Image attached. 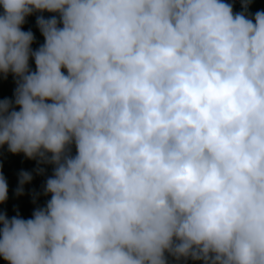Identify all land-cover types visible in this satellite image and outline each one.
Returning a JSON list of instances; mask_svg holds the SVG:
<instances>
[{
  "label": "clouds",
  "instance_id": "clouds-1",
  "mask_svg": "<svg viewBox=\"0 0 264 264\" xmlns=\"http://www.w3.org/2000/svg\"><path fill=\"white\" fill-rule=\"evenodd\" d=\"M251 3L0 0V76L16 84L0 147L37 175L53 167L32 218L0 212V258L264 264V11ZM44 12L58 18L37 16L32 51L22 25ZM32 179L19 173L17 196Z\"/></svg>",
  "mask_w": 264,
  "mask_h": 264
},
{
  "label": "trees",
  "instance_id": "trees-1",
  "mask_svg": "<svg viewBox=\"0 0 264 264\" xmlns=\"http://www.w3.org/2000/svg\"><path fill=\"white\" fill-rule=\"evenodd\" d=\"M223 2L232 3L234 12L241 11L240 0H223ZM257 11H264V0H252L249 12L254 15ZM2 14L3 9L0 7V15ZM41 15L45 19H49L53 15L58 18V14L47 12L33 13V15L26 18L25 23L22 25V31H31L33 33L34 42L31 45L32 51L37 50L44 43L43 36L36 25L37 16ZM29 67L31 71H35V63L31 58L29 59ZM62 71L64 70L62 69ZM0 88L3 89L2 93L6 95V97L3 96L2 99L14 100L16 84L15 78L11 73L8 74L7 78L0 76ZM15 110L18 111L19 108L17 107ZM37 167L38 165L35 160L27 159L22 153L16 155L11 154L8 152L6 145L0 147V174L5 177L8 184V199L5 203L0 204V212L6 214L9 219L17 213L25 220L30 219L36 208L44 207L47 201L50 200V195L45 196L43 194V189L47 178L52 175L53 167L51 165H40V167L45 168L44 175H37L35 173ZM22 171L32 173L33 179L30 183L23 186V195L17 196L16 190L18 187L19 173ZM34 199L35 203H33ZM0 264H7V262H5L3 258H0ZM169 264H200V262H193L191 260L176 262L169 258Z\"/></svg>",
  "mask_w": 264,
  "mask_h": 264
},
{
  "label": "rangeland",
  "instance_id": "rangeland-1",
  "mask_svg": "<svg viewBox=\"0 0 264 264\" xmlns=\"http://www.w3.org/2000/svg\"><path fill=\"white\" fill-rule=\"evenodd\" d=\"M3 87H4V86H3ZM5 87H6V85H5ZM2 90H3V89H2V88H0V101H1V100H4V98L2 99V97H3V96H5V97H6V95L2 93ZM9 91H10V90H9ZM71 154H72V155H74V154H75V148H74V145L72 146V149H71Z\"/></svg>",
  "mask_w": 264,
  "mask_h": 264
}]
</instances>
